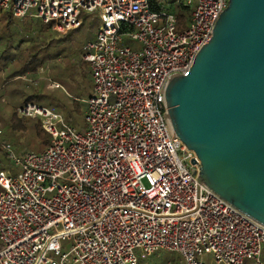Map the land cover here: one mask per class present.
<instances>
[{"label": "built area", "instance_id": "obj_1", "mask_svg": "<svg viewBox=\"0 0 264 264\" xmlns=\"http://www.w3.org/2000/svg\"><path fill=\"white\" fill-rule=\"evenodd\" d=\"M193 4L0 0L1 11L51 22L62 35L85 13L101 22L84 47L93 79L85 128L34 103L18 108L50 140L40 153L8 151L11 168L0 169V264H139L158 251L184 264H206L207 255L264 264V226L197 181L200 161L169 119L167 84L190 71L228 0H197L188 20L175 13Z\"/></svg>", "mask_w": 264, "mask_h": 264}, {"label": "water", "instance_id": "obj_2", "mask_svg": "<svg viewBox=\"0 0 264 264\" xmlns=\"http://www.w3.org/2000/svg\"><path fill=\"white\" fill-rule=\"evenodd\" d=\"M165 98L175 134L200 161L197 181L264 226V0H228Z\"/></svg>", "mask_w": 264, "mask_h": 264}, {"label": "trees", "instance_id": "obj_3", "mask_svg": "<svg viewBox=\"0 0 264 264\" xmlns=\"http://www.w3.org/2000/svg\"><path fill=\"white\" fill-rule=\"evenodd\" d=\"M70 34V31L63 35L58 33L51 22L32 17L15 18L0 10V103L9 112L8 115L0 113V169H9L12 165L3 147L7 134L3 123L10 129L9 134L25 130L26 120L19 116L17 108L27 103L33 101L38 105L36 101H46L67 123L79 130L85 128L87 105L84 100L93 93V79L90 65L84 59L85 45H79ZM49 80L61 87L49 86ZM34 125L39 137V149L35 153H40L48 147L50 135L42 129L38 118ZM26 153L29 152L21 155ZM157 262L184 264L177 252L168 251L156 252L145 260L146 264Z\"/></svg>", "mask_w": 264, "mask_h": 264}, {"label": "rangeland", "instance_id": "obj_4", "mask_svg": "<svg viewBox=\"0 0 264 264\" xmlns=\"http://www.w3.org/2000/svg\"><path fill=\"white\" fill-rule=\"evenodd\" d=\"M196 3H197V0H194V4L192 5V8L190 9L181 8L180 6H176L175 13L181 14L182 16L186 18V20H188V17L190 16L192 10L196 6ZM85 14L87 15L82 16V23H81L82 25H80L81 28L79 29L76 28L77 30L70 31L71 32L70 36L77 39L79 45H86L88 42L94 41L96 38L98 27L101 24L100 19L96 13H85ZM85 16L87 17L85 18ZM124 45L130 47L133 50H140L142 48L141 43L135 42L131 39H126ZM31 103H33V101ZM36 103L38 105L45 106L47 108L50 107L49 103L46 101H41V102L36 101ZM7 111H8V108L5 107V105H3L2 103H0V113H5L6 115H8L9 112ZM17 112H18V108H17ZM19 116H22V115L19 114ZM22 117L25 118L26 120L25 130L15 131L14 133L9 134L10 129L8 128V126H6V123H3V126H2L3 130L7 133L5 136L6 144L4 143V149L5 151H12L17 156H21V154L25 152H31V151L37 152L39 149V144H38L39 137L36 135L35 125H34L36 117H27V116H22ZM3 161L6 164V160L3 159ZM8 168H11V166H9ZM158 252L163 253L166 251H158ZM135 253L139 256V250H135ZM146 259H148V257H146ZM146 259L139 258L140 264H146L145 263ZM161 261L162 260H160V262ZM205 261H206V264H217L210 255L206 256ZM260 261L264 263V246L262 248ZM244 264H253V262L252 260L246 259L244 261Z\"/></svg>", "mask_w": 264, "mask_h": 264}]
</instances>
